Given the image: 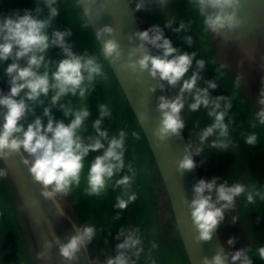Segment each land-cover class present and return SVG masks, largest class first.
Instances as JSON below:
<instances>
[{"label": "clouds", "instance_id": "9594fccd", "mask_svg": "<svg viewBox=\"0 0 264 264\" xmlns=\"http://www.w3.org/2000/svg\"><path fill=\"white\" fill-rule=\"evenodd\" d=\"M127 5H134L130 13L135 19L137 11L149 10L148 2L154 4L163 14V10L171 0H125ZM191 8L203 18L204 32L215 37L227 39L230 32L243 23L237 13L241 0H187ZM58 0H35V8L14 11L10 15L0 16V65H4L3 73L7 78V92L0 91V160L19 155L21 163L25 165L32 180L40 186L41 196L55 204L57 198H66L74 186H79L84 159L90 152H98L87 168V194L99 196L107 188L113 190L124 189V196H117L113 205L115 215L113 220L120 218L125 210L136 199V193L129 192L133 183L132 175H121L127 167L132 172L131 165H125V140L127 133L123 130L118 134L109 135L102 127L103 121L111 116V110L106 104L97 105V117L91 123L92 134L86 138L82 133L88 129L87 120L91 115L89 108L74 109L70 103L64 102L65 97H79L86 99L92 93L97 78L104 76L102 65L95 55L87 52L77 54L73 45L67 41L72 35L70 29L63 31L53 27V21L60 15L57 7ZM79 4V0H77ZM47 9V14H41ZM175 18H166L163 28L153 24L147 29L129 36L139 41L135 47H130L127 59L121 67L132 72H147L156 83L149 87V92L157 88L168 90L171 95L158 97L156 111L159 113L158 122L152 129V136L159 142H165L171 137H179L185 128V121L181 117L187 106L191 112L201 108L206 110L211 124L204 127L198 134L199 143L196 146L186 144L185 153L177 161V171H191L196 167L193 156L204 151L208 138L218 133V138L208 144L220 153L227 152L230 147L229 125L226 117L232 108L231 99L225 95L213 97L210 90L218 87L216 79L205 80L202 72L206 68V61L197 58L195 51H184L180 46H173L172 41L165 36L164 29L173 33L189 32L191 22L180 20L178 27H173ZM51 29V31H49ZM100 56L113 62L119 61L124 55L119 42L114 38V29L104 26L96 31L99 41ZM183 44L189 48L193 45L190 35L181 37ZM58 48L61 59L50 61L47 52L51 48ZM54 65V70L50 66ZM239 66V65H238ZM228 67L221 64L215 72L222 75L221 69ZM43 68V71L41 69ZM190 73V75H189ZM244 79L238 73L234 81L239 88ZM203 82V87L200 82ZM190 99L191 102H188ZM45 100L47 105L45 106ZM257 103L259 108L255 113L257 121L264 125V87L261 88ZM42 107V115H36V107ZM57 108L65 118L55 119L52 109ZM33 117L29 121V117ZM46 118V123L44 119ZM140 119L146 120L144 113ZM255 127V124L251 125ZM132 136L139 139V134ZM255 133L245 137V143L255 146ZM7 177V170L0 167V179ZM220 178L215 175L210 179H199L192 187V199L186 200L190 218L195 228L193 237L197 243L208 242L213 233L217 232L225 220V213L236 206V198L246 195L249 204L254 203L259 192L248 191L241 183H218ZM264 199V196H261ZM61 215L62 210H58ZM231 223L237 222L232 216ZM98 237L94 225L83 222L74 227V234L66 242L58 238L45 241L42 251L36 253L37 260H47L48 252L55 245L64 264H74L77 253ZM115 239V255H106L103 262L93 258L92 264H137L143 252V241L139 229L121 227ZM107 241H105L106 243ZM232 247L235 238L226 239ZM155 248L156 244L153 243ZM260 260H264V247L258 249ZM201 264H252V259L244 247L225 253L220 246L215 255L209 259L201 258Z\"/></svg>", "mask_w": 264, "mask_h": 264}, {"label": "water", "instance_id": "95a60500", "mask_svg": "<svg viewBox=\"0 0 264 264\" xmlns=\"http://www.w3.org/2000/svg\"><path fill=\"white\" fill-rule=\"evenodd\" d=\"M73 2L87 29V35L90 36L91 41L93 40L98 52L103 40L112 38L105 35L99 41L97 40L96 31L104 26L114 29V38L123 50L124 55L119 61L113 62L111 58L109 60L101 58L115 83L121 101L136 122L143 144L148 150L150 168L153 174L156 172L157 177L160 178L161 183L157 186L162 187L169 203L171 222L185 257L182 264H201L202 257L211 259L220 246L227 253L219 231L213 233L208 242L197 243L193 239L196 232L186 200L192 199V187L201 177L194 156L196 164L194 169L177 171V161L184 155L186 144H190L184 130L179 137H171L165 142H159L152 136V129L159 117V113L156 111L158 97L170 96L168 90L157 88L154 92H149V87L154 86L156 82L148 76L146 71L143 73L132 72L121 67L127 59L130 47L139 44L136 39L130 42L128 37L143 30L136 14L133 19L130 13L132 5H127L125 0H79V4H77V0H73ZM4 3L7 5L5 6ZM0 6L1 8L4 6L3 11L7 15L11 12L8 2L4 1ZM190 8V5L183 0H171V3L163 10V14L160 11L159 14L169 19L175 18L176 22L173 23V27H178L180 20L185 21L184 11L187 12V9ZM195 12L196 16L191 21L189 32L174 33L175 40L177 37L176 42L181 48L189 52L195 51L197 58L206 61V68L202 72L205 80L217 77L218 87L215 90H210V94L213 97L225 95L231 99L232 108L225 118L226 122L229 119L232 121L229 125L228 140L236 147V155L244 164L241 168L244 169L245 166L247 170L246 181L255 182V184L258 182L264 192V125L260 124L255 117L259 108L257 99L261 88L264 87V0H241L237 15L243 23L240 27L232 30L227 39L205 33L203 18L197 11ZM194 21L196 22L193 23ZM184 35L192 37L194 43L191 48L182 43L181 37ZM47 56L50 61L62 58V56L51 52L50 49ZM221 64H226L228 67L222 68V75H219L215 69L219 68ZM50 70H54V65L50 66ZM238 73H242L244 77L239 88L234 81ZM98 79L95 85L99 83ZM100 83H102L101 80ZM200 86H204L202 81ZM64 102L70 103L74 109L87 107L90 110L92 101L91 96L88 95L86 99L65 97ZM103 104L109 106L113 115L116 113L115 99L106 97ZM56 113L60 116V120L66 124L69 122L70 117L65 118L60 110H57ZM140 113L145 114L146 120L140 119ZM113 115L110 116V121L105 119L106 127L104 129H107L110 136L114 123ZM92 121L90 115L86 122L88 135L92 134ZM252 124L256 126L252 127ZM252 133L257 136L255 146L245 143V137ZM98 154V152H94L91 158L93 159ZM124 159L126 161V157ZM151 162L155 169H152ZM83 163L84 169L81 178L87 186L88 164L86 158ZM0 167L7 170V177L0 179V203L4 204L2 206L8 211L11 219V221L10 219L7 221L4 215H1L2 237L0 241L4 243L7 236L8 242L12 243L15 250L16 239L20 242L24 260L22 264H64L55 245L49 250L47 260H37L36 253L42 251L45 241L58 238L62 243L66 242L67 238L74 234V227L83 222L94 225L98 237L86 249L81 248L74 264H92L93 258H98L103 262L106 255L114 256L115 244L119 242L115 236L122 226L128 229L133 227L139 229L143 241V252L137 264H151L141 230L144 219L140 210L143 204L139 201L137 204L134 201L121 212L118 220L112 219L115 215L113 205L116 197L123 196L126 199L123 188L113 190L109 187L101 195H89L88 199L80 185L74 186L68 197L57 198L54 204L41 196L40 186L32 180L27 167L21 163L19 155L11 156L7 160H0ZM133 171L132 169L131 174L134 178L132 192L137 194V176L133 175ZM125 174L127 173L124 170L121 175ZM58 210H62L63 214L58 213ZM105 241L107 242L105 243ZM8 264H12V262L8 261ZM17 264L21 263L17 262Z\"/></svg>", "mask_w": 264, "mask_h": 264}, {"label": "rangeland", "instance_id": "374dc122", "mask_svg": "<svg viewBox=\"0 0 264 264\" xmlns=\"http://www.w3.org/2000/svg\"><path fill=\"white\" fill-rule=\"evenodd\" d=\"M4 1L8 2L10 5L11 12L8 15L14 11H20L22 13L24 9L32 10L35 8V0H0V5H2ZM146 2H148V0H146ZM183 2L187 3V0H183ZM71 4H74L73 0H58L57 7L59 8L60 15L53 21V27L61 31L70 29L72 35L66 39L73 45V51L77 54L87 52L89 55H95L98 58V62L102 65V70L106 79L100 77L98 79L99 83L95 85L94 90L90 94L92 101L90 103L91 119L94 120L97 117V105L103 104L106 97L115 99L117 110L114 115L113 112H111V115L114 117L111 135L118 134L121 130L127 133L125 140V165H131V168L134 170L133 175L137 176L138 187L136 190L137 199L135 201L137 204H139V202L143 204V207L140 210L144 219L141 224V230L144 235V243L149 261L151 264H182L185 261V257L180 248L181 246L173 228V223L171 222L172 217L169 203L162 187L157 186L158 184L160 185V178L157 177L156 172L153 174L150 168L147 155L148 150L143 144L140 131L138 130L132 114H130L128 108L121 101L115 83L108 70L105 68L103 60L93 44V40L91 41L90 36L87 35V29L79 12H77L78 10L75 4L73 6ZM4 5L6 6L7 4L4 3ZM148 6L150 7L149 10L137 11L135 13L142 29L145 30L153 24L159 25L163 28L166 17L159 14V10L154 4L148 2ZM3 7L1 8L0 6V16L7 15V13L3 11ZM132 7H134V5H132ZM184 12L186 14L184 18L186 23L191 22L196 16V12L192 8L189 10L187 9V12L186 10ZM46 14L47 9L41 14V18H44ZM195 22L196 21L193 23ZM49 31H51V29H49ZM164 34L172 41L173 46H179L176 42L178 38L176 37L175 40L174 33L170 29L165 28ZM50 50L54 54H57V56H62L58 48L54 47ZM182 50L185 51L184 48H182ZM3 67L4 65H0V91L7 92V78L4 76ZM100 80L102 83H100ZM168 92L171 95V92ZM188 102H191L190 99ZM46 105L47 100H45V106ZM57 110V108H53L52 113L55 119L60 120V116L56 113ZM35 114L42 115L41 106L36 107ZM181 117L185 121L184 131L187 132L186 136L190 145L196 146L199 143V132L204 127L211 124V119L207 116L204 108H201L197 112H191L188 110L187 106H185V109L182 111ZM32 118L33 117L30 116L29 121ZM107 119L110 121L111 117ZM45 120L46 118L44 121ZM102 127H106L105 119ZM133 132H137L140 138L135 139L132 136ZM217 138L218 133L209 137L204 145V151L200 155L194 156L201 178L208 180L215 175L220 178L218 183L226 182L229 185L241 183L246 186L248 191L259 192L261 196H264L262 187L258 182L256 184L253 182L251 185L247 184L245 179L247 170L245 166L244 169L241 168L243 162L237 157L236 147L231 142L229 148L230 151L233 150L235 152V155L233 154L234 156L228 152L229 150L220 153L216 149H212L208 146L210 142ZM151 167L152 169H155L152 162ZM125 171L127 175H132L127 171V167L125 168ZM242 178H244V180ZM133 183L128 190L129 192H132L134 189ZM79 185L89 199V195L86 191L87 186L84 184L82 178H80ZM261 196H255V202L251 204L247 202L246 195H241L236 198L235 208L225 213V220L218 229L227 253H231L232 251L244 247L247 249V253L252 259V264H264V260H260L258 256V249L264 247V199H262ZM2 204L0 203V219L1 215H4L5 219L9 221V213L5 210ZM232 216L237 217V222L234 224L230 222ZM15 236L17 237L16 233ZM229 236L235 238V243L232 247L228 246L226 243V239ZM1 237L2 233L0 231V240ZM16 243L15 250L12 243L8 242L7 236L4 243H1L0 241V264H8V261L10 263L12 262V264H17V262L22 264V261L24 262L22 248L17 239ZM153 243L156 244L155 248L152 247Z\"/></svg>", "mask_w": 264, "mask_h": 264}, {"label": "flooded vegetation", "instance_id": "af4514ba", "mask_svg": "<svg viewBox=\"0 0 264 264\" xmlns=\"http://www.w3.org/2000/svg\"><path fill=\"white\" fill-rule=\"evenodd\" d=\"M82 136L84 137V138H86L87 136H88V129H87V131L86 132H84V133H82ZM94 152H90L89 153V155L86 157V159H87V164L89 165L90 164V160H92V154H93ZM90 159V160H89Z\"/></svg>", "mask_w": 264, "mask_h": 264}, {"label": "trees", "instance_id": "16d2710c", "mask_svg": "<svg viewBox=\"0 0 264 264\" xmlns=\"http://www.w3.org/2000/svg\"><path fill=\"white\" fill-rule=\"evenodd\" d=\"M184 132H185V135H186L187 132H186V131H184ZM186 137H187V136H186ZM187 139H188V138H187ZM188 142H189V140H188ZM228 150H229V151H228L229 153H231L232 155H233V154L235 155V152H234L233 150L230 151V148H229ZM234 155H233V156H234ZM199 173H200V171H199ZM200 177H201V176H200ZM245 178H246V177H245ZM242 179L244 180V178H242ZM246 182H247L248 185H251V184H252L251 181H250V182L246 181ZM160 183H161V182H160Z\"/></svg>", "mask_w": 264, "mask_h": 264}]
</instances>
